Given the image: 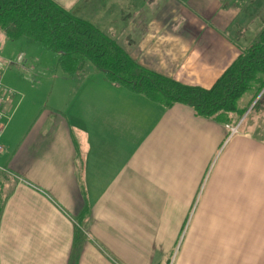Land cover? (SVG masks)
<instances>
[{
  "label": "crops",
  "instance_id": "obj_1",
  "mask_svg": "<svg viewBox=\"0 0 264 264\" xmlns=\"http://www.w3.org/2000/svg\"><path fill=\"white\" fill-rule=\"evenodd\" d=\"M53 1L141 66L204 88L239 57L253 22L237 0ZM58 67L40 113H24L18 94L3 104L0 194L10 189L0 204V264H153L173 251L174 222L183 229L191 219L213 221L197 235L230 237L225 245L240 253L231 264H264V120L206 184L195 139L208 145L198 127L214 129L210 117L166 107L88 62L74 74ZM196 199L203 210L191 218ZM137 203L147 205L142 215Z\"/></svg>",
  "mask_w": 264,
  "mask_h": 264
},
{
  "label": "trees",
  "instance_id": "obj_2",
  "mask_svg": "<svg viewBox=\"0 0 264 264\" xmlns=\"http://www.w3.org/2000/svg\"><path fill=\"white\" fill-rule=\"evenodd\" d=\"M0 31L12 40L28 37L53 52L69 74L88 62L111 81L166 107L188 105L197 115L224 124L245 113L247 107L240 103L245 95L254 100L264 87V29L211 88L186 85L144 68L117 41L53 0H0Z\"/></svg>",
  "mask_w": 264,
  "mask_h": 264
},
{
  "label": "rangeland",
  "instance_id": "obj_3",
  "mask_svg": "<svg viewBox=\"0 0 264 264\" xmlns=\"http://www.w3.org/2000/svg\"><path fill=\"white\" fill-rule=\"evenodd\" d=\"M237 1L240 8L248 10L247 14L253 13V22L249 26L247 33L246 47H248L257 40L258 35L264 29V0ZM244 22L246 23L247 20ZM240 40V38L237 39L238 42ZM20 55L22 56L21 60L18 59ZM0 60L3 61V65H1L4 70L3 81L5 86L10 91H13L11 93L18 94V97H24L22 105L24 113L26 111L30 112L31 109L37 111L39 106L38 112L40 113L44 105L47 103L51 105L57 88L55 86L57 85L55 76L58 71L60 73L58 59L53 52L46 50L28 37L12 40L8 39L0 31ZM144 68L149 69V66ZM149 70L154 71L155 69L150 68ZM103 76L107 81L108 78L104 73ZM252 99L253 96L248 94L241 99V106L247 107V110L241 117L235 116L230 122L226 120V122H229L227 125L219 121L214 122V118L208 117L209 123H213L210 125L216 126L214 129L210 126H204V124L200 127L196 125L200 128V136L202 135L203 137L205 133L206 140H208L207 136L210 137L207 146L202 138L200 140L195 139L196 151H200V166L203 168L205 165V169L207 168L206 184L209 179H212L213 175L219 173L229 163L228 158L231 151L239 152L241 150V153L244 152L245 147L236 148V146L241 145L243 134L253 124L264 120L262 119L264 118V87L254 100ZM183 106L190 108L188 105ZM162 110H164V106L159 105V111L161 112ZM196 117L206 118L200 115H196ZM5 120L3 121L5 122ZM160 128L158 131L162 130ZM9 189H3V192H1L0 204ZM149 205L152 208L157 207L155 204ZM203 205L199 204L196 199V203L190 212L191 218L203 210ZM144 206L147 205L142 203L135 204L136 213L142 215L145 211ZM212 210L213 207L208 205L207 212ZM179 224L178 221L174 222L176 234L173 237V251L157 252L154 254L153 264H231L230 259H235L236 254H240L229 251V246L225 245V243H230V237L197 235L198 229L213 226V221L211 220L198 221L191 219L185 223L183 229ZM237 263L239 264L240 262L238 261Z\"/></svg>",
  "mask_w": 264,
  "mask_h": 264
},
{
  "label": "built area",
  "instance_id": "obj_4",
  "mask_svg": "<svg viewBox=\"0 0 264 264\" xmlns=\"http://www.w3.org/2000/svg\"><path fill=\"white\" fill-rule=\"evenodd\" d=\"M18 59L21 60L22 56L20 55L18 57ZM3 77H4V71L0 67V140H1L3 129H4L3 120L5 118V113L3 112V104H4L5 100L7 99V97L11 94V91L4 87ZM1 151H2V146L0 143V152Z\"/></svg>",
  "mask_w": 264,
  "mask_h": 264
}]
</instances>
